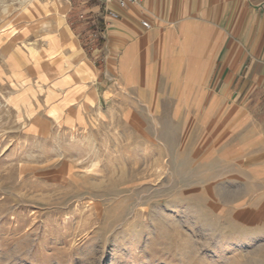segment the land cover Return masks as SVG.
<instances>
[{"label": "rangeland", "instance_id": "rangeland-1", "mask_svg": "<svg viewBox=\"0 0 264 264\" xmlns=\"http://www.w3.org/2000/svg\"><path fill=\"white\" fill-rule=\"evenodd\" d=\"M67 1L0 0V264H264L259 186L211 89H187L201 74L159 57L122 78Z\"/></svg>", "mask_w": 264, "mask_h": 264}, {"label": "crops", "instance_id": "crops-1", "mask_svg": "<svg viewBox=\"0 0 264 264\" xmlns=\"http://www.w3.org/2000/svg\"><path fill=\"white\" fill-rule=\"evenodd\" d=\"M65 3L66 27L77 40L83 25L105 30L107 59L117 55L112 70L122 78L131 79L135 67L158 63L159 57L163 66H189V71L201 74V82L188 83L187 89H200L204 97L211 89L213 118L230 122L227 137L235 138L234 159L245 163L244 181L259 186L255 197L262 205L250 211L249 227L264 232V0H139L125 8L109 6L117 19L99 13L105 11L100 0ZM191 49L202 58L188 60ZM175 50L185 58L175 60ZM129 54L133 64L119 68L121 58ZM77 56V66L98 78L101 69L88 57ZM227 101L234 107L226 109Z\"/></svg>", "mask_w": 264, "mask_h": 264}, {"label": "built area", "instance_id": "built-area-1", "mask_svg": "<svg viewBox=\"0 0 264 264\" xmlns=\"http://www.w3.org/2000/svg\"><path fill=\"white\" fill-rule=\"evenodd\" d=\"M100 1L105 6L106 16L110 19H117L118 13L109 6L114 5L118 8H125L128 5L137 3L139 0H100ZM141 24L146 28L149 27V24L145 21H142Z\"/></svg>", "mask_w": 264, "mask_h": 264}, {"label": "bare ground", "instance_id": "bare-ground-1", "mask_svg": "<svg viewBox=\"0 0 264 264\" xmlns=\"http://www.w3.org/2000/svg\"><path fill=\"white\" fill-rule=\"evenodd\" d=\"M45 4V3H44ZM32 4L31 3H26V10L27 11H29V10H31L33 7L31 6ZM132 60V56H131V54H129V57H128V55L127 56H124V57H122L121 58V66H124L123 68H125V66L128 64V63H130L129 61H131ZM69 77V76H68ZM93 171V170H92Z\"/></svg>", "mask_w": 264, "mask_h": 264}]
</instances>
